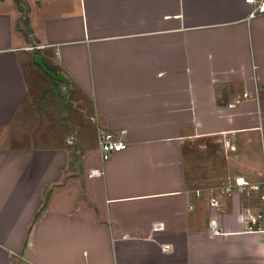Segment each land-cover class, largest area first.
Segmentation results:
<instances>
[{
    "label": "crops",
    "instance_id": "obj_1",
    "mask_svg": "<svg viewBox=\"0 0 264 264\" xmlns=\"http://www.w3.org/2000/svg\"><path fill=\"white\" fill-rule=\"evenodd\" d=\"M18 1L0 0V264H264L223 190L264 180V0ZM102 132L126 145L106 161Z\"/></svg>",
    "mask_w": 264,
    "mask_h": 264
},
{
    "label": "built area",
    "instance_id": "obj_2",
    "mask_svg": "<svg viewBox=\"0 0 264 264\" xmlns=\"http://www.w3.org/2000/svg\"><path fill=\"white\" fill-rule=\"evenodd\" d=\"M247 1L252 2L253 0ZM38 47L30 46L28 48L36 49ZM125 146L120 137L112 132H102L99 135V147L103 161L108 160L111 154L122 151ZM232 187L223 186L224 194H231L233 189L239 188L244 191L245 197L248 200L243 209V231L264 234V180L258 184H249L243 179L238 178ZM209 204L217 206V199L214 197L210 198ZM214 233H217V231L215 230Z\"/></svg>",
    "mask_w": 264,
    "mask_h": 264
},
{
    "label": "water",
    "instance_id": "obj_3",
    "mask_svg": "<svg viewBox=\"0 0 264 264\" xmlns=\"http://www.w3.org/2000/svg\"><path fill=\"white\" fill-rule=\"evenodd\" d=\"M35 61H36V63L45 71V72H47V73H49L50 75H51V77L54 79V80H56V81H58V82H66L65 80H63L62 79V77H61V74H51L46 68H45V66L41 63V60H40V58H39V56H36V58H35Z\"/></svg>",
    "mask_w": 264,
    "mask_h": 264
},
{
    "label": "trees",
    "instance_id": "obj_4",
    "mask_svg": "<svg viewBox=\"0 0 264 264\" xmlns=\"http://www.w3.org/2000/svg\"><path fill=\"white\" fill-rule=\"evenodd\" d=\"M15 1H16V3L18 4L19 1H18V0H15ZM18 6H19V5H18ZM45 200H46V199H45ZM45 200L43 201L40 210H39L38 213L35 215V219L40 215L41 211L45 208Z\"/></svg>",
    "mask_w": 264,
    "mask_h": 264
},
{
    "label": "rangeland",
    "instance_id": "obj_5",
    "mask_svg": "<svg viewBox=\"0 0 264 264\" xmlns=\"http://www.w3.org/2000/svg\"><path fill=\"white\" fill-rule=\"evenodd\" d=\"M64 110V109H63Z\"/></svg>",
    "mask_w": 264,
    "mask_h": 264
}]
</instances>
